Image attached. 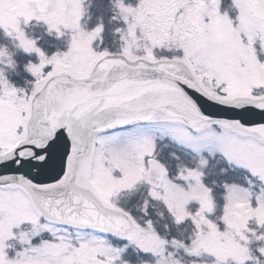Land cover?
Here are the masks:
<instances>
[{
	"label": "snow or ice",
	"instance_id": "obj_1",
	"mask_svg": "<svg viewBox=\"0 0 264 264\" xmlns=\"http://www.w3.org/2000/svg\"><path fill=\"white\" fill-rule=\"evenodd\" d=\"M223 3L122 5L151 36L145 56L134 57L126 48L118 55L99 50L104 26L81 29L80 0H0V29L39 57L27 65L35 77L29 92L0 73V264H117L123 249L113 248L108 234L146 253L163 252L168 242L152 221L141 224L114 197L147 180L148 195L172 212L170 198L187 203L177 181L199 187L203 173L183 168L170 176L154 131L199 153L201 166L209 162L204 152L220 155L264 182V0H230L231 12ZM21 20L71 32V47L45 55L24 32L21 42ZM164 44L174 45L175 54L157 56ZM225 189L229 199L244 201L240 217L248 216L250 194L245 199L231 186ZM173 214L178 223L189 215L179 205ZM255 214L264 225L259 198ZM209 228V239L217 237L215 226ZM10 241L19 245L12 257ZM193 244L214 252L221 264L229 255L241 264L239 245Z\"/></svg>",
	"mask_w": 264,
	"mask_h": 264
},
{
	"label": "rangeland",
	"instance_id": "obj_2",
	"mask_svg": "<svg viewBox=\"0 0 264 264\" xmlns=\"http://www.w3.org/2000/svg\"><path fill=\"white\" fill-rule=\"evenodd\" d=\"M87 1L94 4L93 8H95L94 12L96 14L94 16L98 18L97 21L94 23L91 22V24L86 22V13H84L88 5ZM105 2L110 6V9L106 8ZM137 3L138 0H132L131 3H128L127 0H80L82 7L79 20L80 27L82 30L90 31L98 24H103L104 31L101 34L103 43L101 44L97 40L100 51L107 50L118 55L122 49L126 48L132 56L144 57L146 54L145 49L149 48L151 44V36L144 33L143 29L139 27L132 12L125 13L121 8L122 5L132 7ZM223 8L225 11L231 12L232 3H230V0H224ZM230 15H234V13H230ZM103 20L108 21V25H105L102 22ZM113 21L117 23L115 25L110 24ZM21 25L26 36L31 40H35L36 46L45 55L52 56L57 53H63L71 47L73 35L69 31H64L62 34L49 31L48 24L43 20H33L28 24H24L21 20ZM27 28H32L34 33L36 32V35L39 36V40L28 35ZM48 40L51 43H47L46 46L48 49H45L42 44H45ZM0 50H3L5 53V55L0 56V73H3L4 78L13 87L20 91L29 92L34 85L35 77L28 71L27 65L39 63L38 55L35 52L31 54L25 52L20 46V42L14 36L5 33L3 29H0ZM175 52L174 45L164 44L163 47L156 48L155 54L160 57H165L172 56ZM125 130L127 129H115L113 131ZM150 134L156 138L159 158L168 165L170 176L174 177L183 168H197L203 173L202 185L197 187L193 182L189 186L188 183L178 180L177 182L180 183V187L187 193V203H183L185 197L170 198L173 206L172 212L169 211L164 200L157 199L169 211L167 220L164 224L162 223V227H157L152 223L156 235L160 239L168 242L164 245L163 252L158 254L146 253L139 249L133 242L127 240V238L108 234L106 239L109 244L113 248L123 249L117 264H166L169 260L175 261L176 264H221L218 256L214 252L206 251L204 247H199L198 251H193V248L197 247L193 244L194 240H207L211 247H218L222 244L239 245L247 249L245 264H264V254L260 252V249H264V225L258 223L255 214L257 198L260 201H264V182L251 177L247 170L234 164H229L220 155H216L213 158L207 152H204V158L209 162L201 166V155L199 153L173 142L171 138L165 137L161 140L159 132L154 131ZM120 175L118 170L114 172V176L117 178ZM219 182L221 183L218 185L217 190L213 191L211 185L214 186ZM141 183L144 184L149 193L151 186L141 181L136 184L133 190L119 192L116 196L125 192L136 193L135 188ZM225 185L236 189L239 196L245 199H248L250 194L252 211L249 213L247 206L243 208V211L249 214L254 213V215H248L245 227L239 233L232 226V221H240L241 210L239 205L244 203V201L236 200L235 198L229 199ZM204 197H207L206 203L203 202ZM214 199L219 209V211L214 212L215 214L213 213ZM158 203L156 205L153 204L154 208L147 217L157 216L155 213H158ZM230 204L231 209L229 207ZM177 205L189 214L185 215L179 223L177 222V216L173 214L176 212ZM193 218H195V223L193 222ZM197 224H199V227H197ZM209 224L214 225L218 233V236L212 239H209V233L211 232ZM176 226H179L180 229ZM173 231H177V233L175 232L178 234L177 237H175ZM160 233H163V235ZM229 233H231L230 238ZM44 235L47 236V233ZM38 240V237L35 238L33 243H37ZM173 241L176 243L173 244ZM9 243L14 245L13 248L8 249L9 256L12 257L15 251L19 250V245L12 241ZM223 264H237V261L229 255Z\"/></svg>",
	"mask_w": 264,
	"mask_h": 264
},
{
	"label": "trees",
	"instance_id": "obj_3",
	"mask_svg": "<svg viewBox=\"0 0 264 264\" xmlns=\"http://www.w3.org/2000/svg\"><path fill=\"white\" fill-rule=\"evenodd\" d=\"M104 1V0H103ZM132 0H127V2H131ZM88 5L86 7V11H84L86 22L89 24L94 23L95 21H97L98 18H96L94 15L95 12V8H93L94 4L90 3L89 1H87ZM105 6L106 8L110 9V6L107 5V3L105 2ZM97 12V11H96ZM102 22H104L105 25H108V21L103 20ZM117 22H111L110 24L115 25ZM109 24V25H110ZM27 33L28 35H31L33 38H35L36 40H39V36L36 35L37 33H34V30L32 28H27ZM47 43H51L49 40L45 43L42 44V46L45 47V49H48V47L46 46ZM109 47V46H107ZM109 49V48H107ZM221 182H219L218 184H215L214 186L211 185V189L213 191L217 190L218 185ZM136 193H121L120 195L116 196L115 202L117 203V205L123 209H125L126 211L130 212L134 217L137 218V220L143 224L145 220H151L152 223L154 225L158 226H163L164 222L167 220V215H169V211L165 206H162L161 204H158V213H155L157 216H152V217H147L149 214H151L152 209L154 208L153 204H151V201L149 200V196H148V192L146 190V187L144 186L143 183H141L140 185H138L136 188ZM134 192V191H133ZM145 200L148 201L147 204V216H145ZM215 203V199H214V205H213V213L215 211H219L218 209V204L216 205ZM215 214V213H214ZM163 223V224H162ZM177 228L180 229L179 226H176ZM176 232V231H175ZM174 231L173 233L175 234V237L178 236V234H176ZM161 235H163V233H160ZM169 235V234H168ZM172 236V235H170Z\"/></svg>",
	"mask_w": 264,
	"mask_h": 264
},
{
	"label": "clouds",
	"instance_id": "obj_4",
	"mask_svg": "<svg viewBox=\"0 0 264 264\" xmlns=\"http://www.w3.org/2000/svg\"><path fill=\"white\" fill-rule=\"evenodd\" d=\"M53 27H55V25H53ZM11 36H14V35H11ZM21 42H23V29L21 30ZM29 42H30V40H29ZM3 55H5V53L3 52V50H0V56H3ZM241 198H243V197H241ZM236 200H238V199H236ZM229 207L231 209V204H230ZM249 215H254V213L253 214H249ZM247 218H248V216H245L244 218H241L239 222L232 221V226L235 227L237 233H239L240 230L245 227V224L247 222ZM230 237H231V233H229V238ZM198 249H199V247L193 248V251H198ZM246 258H247V249L244 248V251L242 252V254L240 256L241 264H243V261ZM166 264H176V262L169 260V261L166 262Z\"/></svg>",
	"mask_w": 264,
	"mask_h": 264
},
{
	"label": "flooded vegetation",
	"instance_id": "obj_5",
	"mask_svg": "<svg viewBox=\"0 0 264 264\" xmlns=\"http://www.w3.org/2000/svg\"><path fill=\"white\" fill-rule=\"evenodd\" d=\"M149 200L151 201L152 204L156 205L159 201L157 199H152L150 196H149Z\"/></svg>",
	"mask_w": 264,
	"mask_h": 264
},
{
	"label": "water",
	"instance_id": "obj_6",
	"mask_svg": "<svg viewBox=\"0 0 264 264\" xmlns=\"http://www.w3.org/2000/svg\"><path fill=\"white\" fill-rule=\"evenodd\" d=\"M145 182H147V180H145ZM148 183V182H147ZM149 184V183H148Z\"/></svg>",
	"mask_w": 264,
	"mask_h": 264
}]
</instances>
